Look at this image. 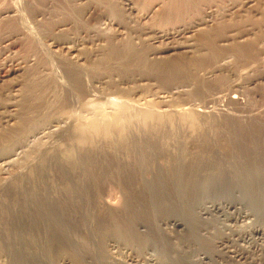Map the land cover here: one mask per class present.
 Returning a JSON list of instances; mask_svg holds the SVG:
<instances>
[{
  "label": "rangeland",
  "instance_id": "374dc122",
  "mask_svg": "<svg viewBox=\"0 0 264 264\" xmlns=\"http://www.w3.org/2000/svg\"><path fill=\"white\" fill-rule=\"evenodd\" d=\"M99 119L116 121V132L77 143L79 131ZM236 138L243 139L234 143ZM84 151L103 162L113 157L121 172L98 185L88 180L82 191L87 199L60 217L69 234L55 235L54 219L38 203L36 187L40 180L56 187L65 179L71 182V177L59 178L56 165L73 167ZM6 153L0 155V202L9 210L2 219L9 224L12 210L20 206L29 212L36 229L25 224L23 230L43 250V264H154L152 240L162 264L160 240L166 253L182 255L172 264H203V252L215 256L211 262L203 258L207 264H247L254 258L264 264V241L250 234L255 224L264 229V209L247 223H233L231 217L242 207L233 196L200 218L193 206L198 200L186 198L182 206L174 202L177 180L171 173L172 166L181 171L176 178L184 196L204 189L205 199H216L226 188L244 187L228 182L233 178L226 162L231 166L254 155L260 169L264 0H0V154ZM218 167L222 171H213L208 187L193 185ZM87 214L89 223H84ZM68 217L73 221L68 223ZM117 218L132 219L133 231L145 242L115 236L111 224L119 223ZM175 219L200 231L198 246L187 243L184 228L172 226ZM144 225L153 232L147 234ZM82 240L88 247L79 250ZM233 249L244 257L226 258L224 252ZM18 253L0 248V264H10ZM133 256L134 263L128 259Z\"/></svg>",
  "mask_w": 264,
  "mask_h": 264
},
{
  "label": "bare ground",
  "instance_id": "6f19581e",
  "mask_svg": "<svg viewBox=\"0 0 264 264\" xmlns=\"http://www.w3.org/2000/svg\"><path fill=\"white\" fill-rule=\"evenodd\" d=\"M14 10V9H13ZM5 11V10H4ZM8 12V11H7ZM18 13V12H17ZM14 15V14H13ZM27 30V29H26ZM29 30V29H28ZM6 40V39H5ZM112 45V44H111ZM130 45V44H129ZM128 46V45H127ZM118 48V47H116ZM137 48V47H136ZM129 49V48H127ZM113 50H114V47H113ZM120 50V49H119ZM119 50L117 52H119ZM133 50V49H132ZM108 52V51H107ZM125 53H126V50H125ZM122 54V53H121ZM132 56V55H131ZM143 56V55H142ZM116 57V56H115ZM123 57V56H122ZM124 58V57H123ZM127 58V57H126ZM106 60V59H105ZM130 60V59H129ZM110 61V60H109ZM132 61V60H131ZM143 61V60H142ZM127 62V61H126ZM141 62V61H140ZM126 65V64H125ZM135 66H137L136 64H134ZM139 65V64H138ZM127 67V65H126ZM165 67V66H164ZM163 67V68H164ZM171 67V66H170ZM165 69V68H164ZM163 69V70H164ZM174 66L171 67L169 69V72L171 70L174 71ZM166 70V69H165ZM70 77V76H68ZM38 97V96H37ZM74 98V97H73ZM73 104V103H72ZM109 117V116H108ZM110 118V117H109ZM118 118V117H117ZM82 119V118H81ZM71 120V119H70ZM100 120V119H99ZM105 120V119H104ZM110 119H107L106 121H103L101 122L100 121H93V122H90L88 124V129L87 130H80L79 131V134L76 135V142L77 143H80L81 141H88V143L94 141V139L96 138H103V136L107 135L108 132H111V131H114L115 130V126H113L112 124H114L116 121H109ZM59 121V120H58ZM121 121V120H120ZM123 121V120H122ZM57 122V121H56ZM118 122V121H117ZM80 123V122H79ZM69 124V123H68ZM118 124V123H117ZM125 127V126H123ZM44 128V127H43ZM73 129V128H72ZM74 130V129H73ZM75 131V130H74ZM118 131V130H117ZM85 132L86 134H83ZM116 132V130H115ZM120 132V131H119ZM77 133V132H76ZM71 134V133H70ZM6 136V135H5ZM120 136V135H119ZM67 137V136H66ZM6 138V137H5ZM70 138V137H69ZM68 138V139H69ZM72 138V137H71ZM243 138H236V139H233V142L236 143L238 141H241ZM116 140V139H115ZM114 140V141H115ZM113 141V142H114ZM230 142H232V140H228ZM71 141H69L70 143ZM76 142H74L72 140L71 142V147L75 148L77 146ZM119 142V141H118ZM122 142V141H120ZM200 142V141H199ZM100 143V142H98ZM97 143V144H98ZM116 142H114L115 144ZM202 143H206V141L202 142ZM81 144V143H80ZM105 144V143H104ZM107 144V142H106ZM112 144V143H110ZM119 144V143H118ZM88 146V144H85ZM99 145V144H98ZM120 145V144H119ZM125 145V144H124ZM158 145V144H157ZM164 145V144H163ZM206 145V144H204ZM240 145V144H239ZM102 146V145H101ZM100 146V147H101ZM109 146V145H107ZM149 146V145H147ZM162 146V145H161ZM238 146V145H237ZM236 146V147H237ZM94 147H96L94 145ZM99 147V148H100ZM154 147V145H153ZM159 147V145H158ZM93 148V147H92ZM103 148H104V145H103ZM110 148V146H109ZM117 148V147H116ZM65 149V148H64ZM80 149H83V147H80L78 150ZM85 149V148H84ZM120 149V148H119ZM206 149V148H205ZM96 150V149H95ZM94 150V152H95ZM105 150V149H104ZM113 150V149H111ZM130 150V149H129ZM128 150V151H129ZM161 150V149H160ZM11 151V150H10ZM58 152V150H56ZM82 151V150H81ZM116 151V150H115ZM133 151V150H132ZM207 151V149L205 150ZM55 152V153H57ZM60 152V151H59ZM105 152V151H104ZM107 152V151H106ZM105 152V153H106ZM110 152V151H109ZM108 152V154H109ZM114 152V151H113ZM111 152V153H113ZM204 152V151H203ZM11 153V152H10ZM125 153V152H124ZM130 153V152H129ZM129 153H127L129 155ZM75 154V153H74ZM114 154V153H113ZM117 154V153H116ZM201 154V153H200ZM0 155H7L6 154H0ZM73 155V154H72ZM81 156L77 159H75V166L73 167H70V166H66V168H62L63 167V164L62 162H58V164L56 165V170L58 171L57 173L60 175L59 178H61V176L63 177H71L73 178V180L71 182L69 181H66L65 178H63L62 181H65L64 182H61V186L59 187V185L56 186H51V184H49L48 181H44L43 180H40V183L38 185V187L36 188H39L40 192L39 194L41 195L40 196V200L38 203L44 205V212L48 215H50L52 217V224H51V231L55 234H58L60 236H65L69 233H67V230L66 228L68 227L67 226V223L60 217H62L63 215H65L66 211L68 212V208L71 206H80V201L81 198H83V193L82 191L84 190L85 186L88 185V180H91L92 182H90V184L92 185H95L99 182V180H101L102 178L106 177V176H109L111 174H115L113 172L117 171V165L115 164L116 161L112 160V158L108 159V161L106 162H103V161H99L97 160L93 154H88L87 152L84 151V153H81L80 154ZM97 155V154H96ZM105 155V154H104ZM103 156V155H102ZM122 156V155H121ZM126 156V155H125ZM254 155H252L250 158L248 157L247 159H244L243 161V158H240V159H236L233 163H231V166L229 164V161L226 162V164L224 166L227 167V170L230 172L229 174L232 176V180L228 181L230 182V184H236L237 183H240V184H244V187L243 186H240V188L238 187L237 189H229V188H226L223 190V193H222V196H218V198L214 199L216 196H211L209 197L208 199H205L207 198L206 196H203V194L205 192H207V190H202L200 189L199 191V195L195 196V197H186L184 196L185 192L182 191V188L180 187H183L182 185V182L180 183L179 179L177 178H180V177H177V175L180 176V170L177 168H175L174 166H172V174H174L173 176H175L174 178L177 180H175L177 182V185H175L174 187H177L176 188V191L173 192V196H177V199H173L174 202H177L179 203L178 205L179 206H182L183 205V202H195V200L197 201V205H193L197 208V215L200 216L201 218V215L202 214H209L210 211L212 210H217L219 208V206L221 205V201H231V198L233 199V196L235 197L234 200L237 201V204L239 203L242 207L238 209H236V212H235V216L231 217L232 220H233V223H237L238 221H243L244 223H247L248 221L251 220V218L253 216H256V215H259L261 212L262 209H264V185H255V183H264V178L261 177V174H264V161L260 167V169H256L255 167V162L256 161V157H253ZM104 157V156H103ZM116 157H119V156H116ZM140 157V155H139ZM105 158V157H104ZM103 158V159H104ZM127 158V157H126ZM99 159V157H98ZM101 159V158H100ZM114 159V158H113ZM116 159V158H115ZM131 158H129L130 160ZM141 159V158H140ZM52 160V159H51ZM60 160V159H59ZM74 160V159H73ZM118 160V159H117ZM129 160H124V161H129ZM54 161H58V160H54ZM71 161V160H70ZM120 161V160H119ZM143 160H141L142 162ZM72 162V161H71ZM122 163H125V162H122ZM132 163V162H131ZM136 162H134L135 164ZM121 164V163H120ZM130 164V162H129ZM133 164V163H132ZM66 165V164H65ZM115 165V166H114ZM127 165V164H126ZM206 165V164H205ZM222 165V164H221ZM130 166V165H129ZM167 166V165H166ZM211 166V165H210ZM114 167V168H113ZM125 167V166H124ZM127 167V166H126ZM138 167V165H137ZM199 167V166H198ZM203 167V165H202ZM205 167V166H204ZM221 167V166H220ZM218 167L216 169L214 168H211V169H208L209 172L212 174L210 175V173L208 174V172H204L206 175L205 178L203 179H199L198 181H196L195 184V187L198 186V187H201V188H206L208 187L212 182V180H210L209 178H212L215 174L213 171L215 172H218L220 173L219 171H222V169ZM122 168V167H121ZM130 168V167H129ZM158 168V167H157ZM120 169V168H119ZM123 169V168H122ZM133 169H135V167L133 166ZM163 169V168H162ZM165 169V167H164ZM170 169V168H169ZM139 170V168H138ZM158 170V169H157ZM4 171V170H3ZM53 171L55 172V170L53 169ZM121 172V170H118ZM160 171V170H159ZM165 171V170H164ZM51 172V171H50ZM131 172V171H130ZM179 172V173H178ZM3 173V172H1ZM123 173V172H122ZM121 173V174H122ZM133 173V172H132ZM118 174V173H117ZM203 174V173H201ZM20 175V174H19ZM120 175V174H119ZM131 175V174H130ZM160 175V174H159ZM200 175V174H199ZM258 175V176H257ZM23 176V175H22ZM41 176V174H40ZM45 176V175H44ZM44 176H42L44 178ZM117 176V175H116ZM42 177H40L41 179H43ZM56 177V176H55ZM125 177V176H124ZM177 177V178H176ZM5 178V177H3ZM110 178V177H109ZM120 178V177H119ZM230 178V177H228ZM235 178V179H234ZM46 179V178H44ZM62 179V178H61ZM60 179V180H61ZM158 179V178H157ZM109 180V179H108ZM116 180V179H115ZM2 181V180H1ZM53 181V180H51ZM118 181V180H117ZM129 181V180H128ZM132 181V180H130ZM34 182V180H33ZM60 182V181H59ZM103 182V181H102ZM133 182V181H132ZM129 184V183H128ZM164 184V183H163ZM175 184V183H174ZM245 184L249 185V186H245ZM55 185V184H54ZM98 185V184H97ZM102 185V184H101ZM130 185V184H129ZM167 185V184H166ZM162 186V185H161ZM230 186V185H229ZM232 186V185H231ZM89 187H91L89 185ZM98 187V186H97ZM171 187V186H170ZM148 189H150L149 187H147ZM6 189V188H5ZM168 189V188H167ZM3 190V189H2ZM1 190V191H2ZM165 190V189H164ZM198 190V189H197ZM94 191V190H93ZM225 191V192H224ZM85 193V190L83 191ZM96 192V191H95ZM193 192V191H192ZM222 192V191H221ZM88 194V193H87ZM86 194V195H87ZM172 194V193H171ZM212 194V192H211ZM1 195V193H0ZM209 196V195H208ZM86 198V197H85ZM83 198V199H85ZM174 198V197H173ZM187 198V201H185V199ZM87 199V198H86ZM194 199V200H193ZM90 200V199H89ZM85 201V200H84ZM83 201V202H84ZM171 202V201H170ZM86 203V202H85ZM125 203V202H124ZM129 203V202H128ZM172 203V202H171ZM191 203H189L188 205L191 206ZM226 203V202H225ZM128 205V204H127ZM155 205V204H154ZM20 206V205H19ZM83 206V205H82ZM23 207V206H22ZM75 207V208H76ZM85 207V206H84ZM9 207L1 201L0 202V248L1 249H5L6 251H8L9 253L12 252V250H16V251H20V254L18 257L15 256V258H13L11 260V262H9L10 264H43L41 262V259H43V255H44V252L43 250L40 248H37V247H34L35 245V239H28L27 237V234L24 229V226L26 224V229L27 230H35L36 229V225H35V220H32L30 218V214L28 212V214L26 215V213L24 214L23 213V210L21 208V206L19 207V209H13V216L9 219V224L3 222V215L5 214L4 212L7 211L6 209H8ZM79 208V207H78ZM90 208V206H89ZM125 208V207H124ZM129 208H131L129 206ZM236 208V207H235ZM24 209V207H23ZM9 210V209H8ZM128 210V209H127ZM72 212V211H71ZM216 212V211H215ZM264 212V211H263ZM7 213V212H6ZM90 213V212H88ZM74 214V213H73ZM134 215V214H133ZM190 216V215H189ZM204 216V215H203ZM71 217H68L67 219V222H72L73 220L70 219ZM86 220L84 221V223L88 222L89 223V214H87V216L85 217ZM130 218V217H128ZM190 220H191V216L189 217ZM118 219V218H117ZM72 220V221H71ZM128 220V219H127ZM63 221V222H62ZM120 221L119 223H115L113 222V225L111 224V229H112V232L114 233L115 236H117L118 238H123V241L125 240H129L131 239L130 241H136L138 242L137 244H139V242L141 244H143L145 242V239H141L139 237V233H137V231H133L134 229H132L133 227V221L131 219V222H123L122 219L119 220ZM259 221V220H258ZM82 222V221H81ZM242 222V223H243ZM147 223L149 224V222L147 221ZM172 226H181L182 228H184L187 232V236H188V240H187V243H193L194 245L196 244L197 246L200 244V231L197 230V229H193V230H189L188 228H186V224L184 223L183 219H175L173 220V222L171 223ZM222 224V223H221ZM226 224V223H225ZM124 227H122V226ZM150 225V224H149ZM149 225H144L145 228H146V232L149 231V232H153L151 231V228L149 227ZM129 226V228H128ZM259 224H255L253 227H251L250 229V234H253V233H258L260 235V238L264 241V229H260L259 228ZM203 227V226H202ZM219 227V226H218ZM220 228V227H219ZM131 229V230H130ZM8 230H10L8 232ZM153 230V229H152ZM206 230V229H205ZM207 231V230H206ZM249 233V232H248ZM12 234V235H11ZM55 234V235H56ZM148 234V232H147ZM208 235V234H207ZM240 235V234H239ZM69 236V235H68ZM204 236V235H203ZM211 237V236H210ZM243 237V235L241 236ZM248 237V236H247ZM73 238V237H72ZM129 238V239H128ZM244 238V237H243ZM78 239V238H77ZM76 239V241H77ZM186 239V238H185ZM250 239V237H249ZM28 241V243H26V245H22L25 241ZM37 240V239H36ZM65 240V238H64ZM147 240V239H146ZM226 240V238H225ZM225 240H222L219 242L220 245L224 244L223 242H225ZM83 241V242H82ZM81 243H78V247L77 248H81L83 250V248L88 245L87 243L84 242V240H82ZM62 243V242H61ZM66 243V242H65ZM150 243L154 246L153 247V250H151V253L152 255H149L151 260L153 261L154 264H162V263H158V259H160L159 257V254L155 253V247H156V243H155V240L153 241H150ZM155 243V244H154ZM208 243V242H207ZM165 243H163L161 240L159 242L158 245H161L160 246V251L159 252H163V256H162V259L164 263L166 264H172L173 262L171 261L172 260H175V263L176 260L179 258V260H182V255H178L176 256L175 258V252H173V250H169V252H165V248L166 246L164 245ZM20 245L19 248H16ZM77 245V244H76ZM209 245V244H208ZM84 246V247H83ZM206 247V245H203ZM88 247V246H86ZM85 247V249H86ZM21 248V249H20ZM25 248V249H24ZM79 248V250H80ZM208 248V247H206ZM99 249V248H98ZM81 250V251H82ZM89 250V249H88ZM87 250V251H88ZM25 252L26 254H23L22 252ZM80 251V252H81ZM264 251V250H263ZM85 255L86 251H83ZM158 252V251H157ZM89 253V252H88ZM243 253L241 250H226L224 252V256H226V258H230L234 261H239V259L241 257H244L243 256ZM146 254V253H145ZM202 254L203 257H201L202 259H199V262L200 263H203V264H207L205 261L208 260V262L210 261H216L215 260V256L213 257V254H208L207 252H203ZM82 255V256H83ZM185 255V254H184ZM92 256V255H91ZM123 256V255H122ZM218 256V255H216ZM260 256V255H259ZM258 256V257H259ZM264 257V254L261 255ZM125 257V256H124ZM128 257V256H127ZM190 257V255H185V259ZM89 258V257H87ZM98 258V257H97ZM133 257H129L128 259L133 261H137L134 259ZM203 258H205V261H203ZM221 258V257H220ZM247 258V257H246ZM127 259V258H126ZM125 259V260H126ZM207 259V260H206ZM251 259V258H250ZM261 260V258L259 259ZM264 261V259H262ZM155 261V262H154ZM192 261H193V258H192ZM194 263L193 264H198V262L196 261H193ZM257 259L254 258V259H251L249 262H247V264H257ZM137 264L139 263L138 261L136 262ZM134 263V264H136ZM151 263V262H150ZM219 264V263H217ZM243 264V263H242Z\"/></svg>",
  "mask_w": 264,
  "mask_h": 264
}]
</instances>
